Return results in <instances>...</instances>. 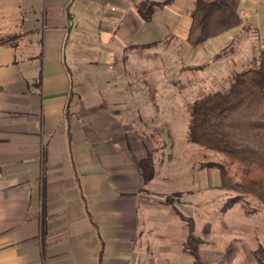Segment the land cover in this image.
Segmentation results:
<instances>
[{
	"label": "crops",
	"instance_id": "crops-1",
	"mask_svg": "<svg viewBox=\"0 0 264 264\" xmlns=\"http://www.w3.org/2000/svg\"><path fill=\"white\" fill-rule=\"evenodd\" d=\"M164 1L0 0V264H158L141 213L165 194L123 74L164 43L193 48L195 0ZM238 12L242 26L193 49L264 51V0Z\"/></svg>",
	"mask_w": 264,
	"mask_h": 264
},
{
	"label": "rangeland",
	"instance_id": "rangeland-1",
	"mask_svg": "<svg viewBox=\"0 0 264 264\" xmlns=\"http://www.w3.org/2000/svg\"><path fill=\"white\" fill-rule=\"evenodd\" d=\"M227 40L220 39L219 48ZM206 47L183 51L177 44L170 52L164 43L128 63V70L136 69L141 77L123 74L131 88H142L138 96L144 127L140 131L145 137L153 134L151 166L160 178L150 189L165 194L160 196L165 204L148 205L141 216L157 230L158 236L152 238L158 239L153 253L158 264H193L184 248L189 223L204 241L199 248L204 264H264V255H256L259 246L264 249V205L243 196L239 187L243 165L190 142L188 111L200 93L229 88L234 73L250 67L259 55H230L233 48H228L216 58L206 55ZM133 93L129 89L127 95ZM138 96L132 100L137 109ZM234 197L242 199L224 213L223 206ZM166 199L171 203L166 204ZM152 238L147 239L152 242Z\"/></svg>",
	"mask_w": 264,
	"mask_h": 264
},
{
	"label": "trees",
	"instance_id": "trees-1",
	"mask_svg": "<svg viewBox=\"0 0 264 264\" xmlns=\"http://www.w3.org/2000/svg\"><path fill=\"white\" fill-rule=\"evenodd\" d=\"M171 2L165 0L160 5L166 6ZM240 2L195 0V9L190 12L192 25L187 43L196 48L242 26L238 12ZM225 54L223 51L216 58ZM188 111L190 142L224 155L232 164L243 165L239 184L243 196L264 205V51L254 58L250 67L234 73L229 88L200 93ZM241 199L230 198L223 206V212L233 208ZM166 203L171 202L166 199ZM203 243L189 223V237L184 248L192 255L193 264H204L199 250ZM258 253L264 255L260 246L256 255ZM228 256L227 263L230 261Z\"/></svg>",
	"mask_w": 264,
	"mask_h": 264
}]
</instances>
